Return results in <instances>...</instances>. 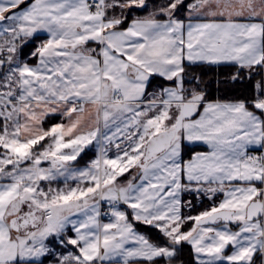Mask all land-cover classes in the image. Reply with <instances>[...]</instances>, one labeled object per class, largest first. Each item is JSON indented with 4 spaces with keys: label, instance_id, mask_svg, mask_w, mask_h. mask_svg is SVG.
I'll return each mask as SVG.
<instances>
[{
    "label": "snow or ice",
    "instance_id": "1",
    "mask_svg": "<svg viewBox=\"0 0 264 264\" xmlns=\"http://www.w3.org/2000/svg\"><path fill=\"white\" fill-rule=\"evenodd\" d=\"M147 7L0 0V264H43L50 240L74 249L56 264H177L182 244L195 264H264V81L238 100L186 87L197 63L264 74V0H170L130 19ZM154 77L166 84L149 93ZM56 113L67 123L45 129ZM93 142L97 158L77 168ZM185 192L223 199L184 215Z\"/></svg>",
    "mask_w": 264,
    "mask_h": 264
},
{
    "label": "trees",
    "instance_id": "2",
    "mask_svg": "<svg viewBox=\"0 0 264 264\" xmlns=\"http://www.w3.org/2000/svg\"><path fill=\"white\" fill-rule=\"evenodd\" d=\"M170 0H147V9H135L132 11L131 18L137 16H143L148 13L156 12L161 7H165ZM194 0H184V4H192ZM188 9L184 8L183 5L179 6L177 11V16L185 19ZM159 18H163L159 16ZM129 20H126L125 23H129ZM36 44L35 42L28 44L24 48V58H26L29 53L34 50ZM31 60V59H30ZM32 61V60H31ZM237 66L234 64H224V65H209V64H194L189 65L186 68V87L188 88H197L206 93V96L210 100L220 99V100H238L244 98H250L255 92V85L257 82L264 80V74L257 73L252 74L250 77L247 72L244 71L241 78L238 80H233L232 76L237 73ZM159 82L161 85H165L166 82L162 79L153 78L151 86ZM59 121L58 115H50L46 118L44 126L50 128L53 124ZM206 147L201 145L188 146L184 153V158L188 159L191 156L192 150L197 152L205 150ZM95 152L93 150L86 151L82 157L81 161L86 162ZM218 200V197L215 198V202ZM188 202H191V207H187ZM214 204L212 199H209L206 196H198L196 194L185 195V206L183 208L184 215L196 216L202 213L203 211L209 209ZM189 224L185 225V228L189 227ZM141 232L147 234L153 241L159 239V233L155 230H146L145 228L139 229ZM181 251L178 255L177 263L178 264H195L193 259V251L190 245L182 244Z\"/></svg>",
    "mask_w": 264,
    "mask_h": 264
},
{
    "label": "crops",
    "instance_id": "3",
    "mask_svg": "<svg viewBox=\"0 0 264 264\" xmlns=\"http://www.w3.org/2000/svg\"><path fill=\"white\" fill-rule=\"evenodd\" d=\"M116 14L118 15L119 12L117 11ZM149 14H150V13L145 14V15H143V16H137V17H135V18H144V17L149 16ZM188 15H189V14H188V12H187V14H186V18H185V19L180 18V17H178V18H179V19H182V20H185V22L187 23V22H188ZM157 18H158V19H162V18H159V15H157ZM192 22L195 23V22H198V21L195 20V19H193ZM39 35H40L41 39H36V40L34 41L35 44H36V46H38V45L42 42V40H43L44 38H46V36H47L46 33H41V34H39ZM31 43H33V42H29V44H31ZM26 46H27V45H26ZM36 46H35V47H36ZM33 49H34V48H33ZM22 51H23L24 55H26L27 52L25 53V52H24V49H23ZM32 51H34V50H32ZM32 51H31V52H32ZM31 52H30V53H31ZM30 53H29V55H28L26 58H24V56H23V58L26 59V60H28L29 63H34V61H31V60H30ZM197 64H206V63H197ZM192 65H194V64H192ZM209 65H210V64H209ZM220 65H224V64H220ZM154 78H156V79H162V78H159V77H154ZM161 86H162V85H161L159 82H157V83H155L154 85L150 86V88L148 89V92L151 93V92H153V91H156V90H158ZM89 112L91 113V116H94V115H95V112H94L93 109H89ZM54 115H58V116H59V121H58L57 123H55V124H59V123H67V118H65V117H61V116L59 115V113H56V114H54ZM91 116H89L88 113L85 114V121H84L85 124L89 123V121L91 120ZM45 120H46V119H45ZM45 120H44V122H45ZM53 125H54V124H53ZM90 126H92V125H90ZM43 127H44L45 129H47V128L44 126V123H43ZM45 142H46V141H45ZM197 145H199V144H197ZM191 146H196V145H191ZM201 146H203V145H201ZM204 147H205V146H204ZM88 150H93L95 153L92 155V158H90L88 161H86V162H82V161H81V157H82V155H83L86 151H88ZM205 150H206V149H205ZM205 150H203V151H205ZM115 152H116L115 148H111V149L109 150V152H108V155H109V156H114V155H115ZM98 154H99V150H98V148L95 146V142H93L92 145H89L88 148H86L85 151H84L83 153H81V157L75 162V163H76V167H77V168H84V167L87 166L91 161H93L94 159H96ZM133 174L137 175V177H138V172H137V170H136V169H132L131 172L125 173V175H124L123 177H120L119 180H120V181H123V182H127V180L130 179V178L133 176ZM69 185H70V186H74V185H75V181H69ZM53 187H61V188L64 187L63 180L61 179V180H58V181L54 182ZM188 194H196V193H193V192H185V193H183L182 196H181V200H182V204H183V205L185 204V195H188ZM196 195H197V194H196ZM198 196H204V195H198ZM216 197H218V200L215 202V198H216ZM216 197H214V198L212 199V200L214 201V204H218V203L223 199V196H222L221 194H217ZM214 204H213V205H214ZM213 205H212V206H213ZM105 207H107V206L102 204L101 212H103V210L105 209ZM183 208H184V207H183ZM183 208H182V212H183ZM121 210H127V209L123 208V206H122V207H121ZM127 211H130V210H127ZM100 219H101V221L104 222V223H107V222H109V220H110V219H108V220H107V219H103V218H102V215H101ZM139 231H140V230H139ZM142 233H143V232H142ZM144 234H145V233H144ZM67 235H69V236H74L75 233L72 232V231H68ZM145 235H147V234H145ZM49 247L53 249L55 255L50 254L49 256L45 257V258H44V261H43V264H56V260H57V258H58V255H61V254H67L69 251H73V250H74V249L72 248L71 245L65 247V246H63V245H59V244L53 243V242H51V240H50V242H49ZM177 264H178V263H177Z\"/></svg>",
    "mask_w": 264,
    "mask_h": 264
},
{
    "label": "built area",
    "instance_id": "4",
    "mask_svg": "<svg viewBox=\"0 0 264 264\" xmlns=\"http://www.w3.org/2000/svg\"><path fill=\"white\" fill-rule=\"evenodd\" d=\"M108 211V209H107V207L103 210V212H102V217L104 218V219H111V217L110 216H106V215H103V213H105V212H107Z\"/></svg>",
    "mask_w": 264,
    "mask_h": 264
},
{
    "label": "rangeland",
    "instance_id": "5",
    "mask_svg": "<svg viewBox=\"0 0 264 264\" xmlns=\"http://www.w3.org/2000/svg\"><path fill=\"white\" fill-rule=\"evenodd\" d=\"M146 2H147V0H146ZM157 11H158V10H157ZM157 11H156V12H157ZM118 15H119V14H118ZM253 74H257V73H253ZM263 81H264V80H263ZM43 123H44V122H43ZM42 126H43V125H42Z\"/></svg>",
    "mask_w": 264,
    "mask_h": 264
}]
</instances>
